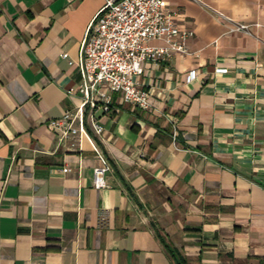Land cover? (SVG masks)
Masks as SVG:
<instances>
[{
	"label": "crops",
	"instance_id": "1",
	"mask_svg": "<svg viewBox=\"0 0 264 264\" xmlns=\"http://www.w3.org/2000/svg\"><path fill=\"white\" fill-rule=\"evenodd\" d=\"M166 1L190 53L140 77L148 109L114 94L95 113L97 188L87 137L75 150L47 125L80 101L69 60L105 0H0V264H175L165 244L190 264H264V0H201L251 34Z\"/></svg>",
	"mask_w": 264,
	"mask_h": 264
},
{
	"label": "built area",
	"instance_id": "2",
	"mask_svg": "<svg viewBox=\"0 0 264 264\" xmlns=\"http://www.w3.org/2000/svg\"><path fill=\"white\" fill-rule=\"evenodd\" d=\"M195 1L207 6L201 0ZM208 8L230 25V31L251 34L248 24L219 9ZM178 15L166 0H105L87 24L78 58L69 60L79 67L82 77L77 89L80 101L59 118L50 119L47 126L57 133L59 141L75 150L83 149L81 138L87 137L101 160L93 168V184L97 188L106 186L105 173L111 166L95 142L104 129L95 113H110L114 94L122 103L141 109L150 107L149 92L141 86L140 77L176 52L190 53L187 42L194 31L180 23ZM61 55L68 57L69 52ZM195 73L192 70L189 76L193 78ZM68 169L64 167L62 171Z\"/></svg>",
	"mask_w": 264,
	"mask_h": 264
},
{
	"label": "trees",
	"instance_id": "3",
	"mask_svg": "<svg viewBox=\"0 0 264 264\" xmlns=\"http://www.w3.org/2000/svg\"><path fill=\"white\" fill-rule=\"evenodd\" d=\"M165 246L173 260H175V264H190L174 247L168 244H165Z\"/></svg>",
	"mask_w": 264,
	"mask_h": 264
}]
</instances>
